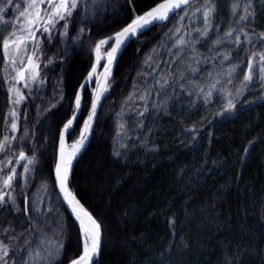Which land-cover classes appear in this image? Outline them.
<instances>
[{"label": "trees", "instance_id": "obj_1", "mask_svg": "<svg viewBox=\"0 0 264 264\" xmlns=\"http://www.w3.org/2000/svg\"><path fill=\"white\" fill-rule=\"evenodd\" d=\"M161 1L80 0L66 37L60 35L64 21L51 34L38 33L39 75L27 86L18 82V104L11 101L12 74L5 72L1 40L11 33L26 1L12 0L0 13L6 22V30H0V188L12 169L18 174L15 204L6 197L0 207V241L10 246L9 264L27 261L35 232L52 236L49 225L60 215L64 222L54 264H67L80 254L79 230L53 187L59 132L73 114L97 41ZM238 1L212 0L214 31L230 20ZM250 2L252 15L239 32V46L226 41L217 47L209 42L174 47L172 35L184 7L130 41L119 57L89 145L68 180L74 197L100 225L94 264H264V0ZM6 3L0 0V6ZM217 74L219 86L235 101L230 110L219 97L208 105L197 100ZM90 100L86 87L69 143L79 135ZM21 151L27 161L35 158L27 182L21 166L16 168ZM40 193L45 194L43 213L34 218L32 203Z\"/></svg>", "mask_w": 264, "mask_h": 264}, {"label": "snow or ice", "instance_id": "obj_2", "mask_svg": "<svg viewBox=\"0 0 264 264\" xmlns=\"http://www.w3.org/2000/svg\"><path fill=\"white\" fill-rule=\"evenodd\" d=\"M80 0H39V4H44L47 3L48 7L41 9L36 3V0H33V3L29 5V10H34L35 12V20H29V24L36 23L39 24L41 20H43V31L52 33L53 31L56 30V25L60 23V21H64L62 28L63 32L60 33L62 39L67 36V31H68V21L72 17L73 12L77 9L78 3ZM95 2V0H93ZM194 3V0H175V2H169V3H160L158 7L153 8L152 10L148 11L142 16H137L134 18L126 27H124L121 31L115 33L114 36L108 37L107 39H100L99 43L95 45V50L97 52H100L101 50H104L106 52L107 56V63L104 64V72L106 73L105 76V81H104V93L107 92L109 84H108V78L111 75L112 69L114 67L115 60L118 58L120 50L124 47V45L127 43L129 39L138 37L139 34L144 30L145 27L151 26L153 23H160V22H165L168 19V16L170 13L174 14H179V10L181 9L182 5H187L184 9V16H181V21H184L185 17L188 18V21H192V17L196 15L198 12H202V15L204 17L203 23H204V28L201 29H196V31H199L201 33V36H207L208 32L210 29L213 27V8L208 7L210 3H212V0H204V6L203 10L201 9L200 6H197L194 11L189 12V8L192 7ZM12 4V0H7V4L4 6H0V13H4L8 6ZM249 7H245V14L241 15L239 17V22H247L249 16L252 15V12L249 11ZM31 14V13H30ZM236 14L235 8H233L232 15ZM21 16H24L25 13L21 12ZM84 31L83 28L80 29V33L77 34V38L79 37L80 34H82ZM233 31H229L226 36L230 37L233 35ZM180 32V29L177 28V33ZM29 34L35 38V32L29 29ZM246 39L251 42V39L248 37V34H244ZM49 39H51V35H49ZM91 39V37H89ZM222 41H217V44H219ZM236 42L237 46L240 45L241 40L240 37H236ZM12 43L16 44V48L19 49L21 44H25L26 41L25 39H20L19 43H16V41H12ZM178 44H186L188 47H193L194 44L191 43V41H185L181 37L180 40L178 41ZM39 46V40H37L36 44L34 45V51H33V56L36 55V50L38 49ZM9 47H10V41L9 40H4V52H5V59L7 61L8 59V54H9ZM110 48V51L108 50ZM225 60L229 59V57L225 56ZM29 63L32 64V56L28 57ZM262 64H264V57L261 58ZM52 61L49 60L48 64H51ZM99 63V61L97 62ZM47 66V65H45ZM35 69L37 70L35 74L32 75V81H36V77L39 75V63L34 64ZM93 72L89 73L88 80L85 81L84 85H81V91L76 94L75 98V109L73 110L72 118L67 120V123L63 125V128L59 132V141L61 144L64 143L66 140L67 135L70 133V130L74 127V122L77 119L79 115V110L82 105V93L83 89L85 88L86 85L90 84L93 79V75L96 72V67L97 65H93ZM248 67L251 70L253 68V61L249 60ZM231 71H229V75H231ZM19 76L23 77V73H18ZM252 77L250 75H246L244 77L245 82H250ZM26 86L28 85V82L25 81ZM159 83V81H158ZM164 85L161 84V87ZM99 87V83H98ZM104 93H98L96 90L93 92V97H92V107L91 111L89 112L88 118L84 121L83 128L81 129L80 132V138L76 143L73 145V151L71 153L70 157H65L63 149L61 148L60 151V159L58 160L56 164V185L53 187H59L61 193L66 192L67 190V185H68V180H69V168L70 165L73 162V159L79 154L81 149L84 147L85 143L87 142L92 124L94 122L96 113H97V108L98 105L100 104L101 97L104 95ZM212 95L211 90L205 94V99L210 97ZM22 99V97H21ZM131 99V97H129ZM141 100H144L145 104L148 103L146 97L141 96ZM18 104L19 101H16ZM232 104L231 100H229V110L231 109ZM145 111H147V108H145ZM140 115H143V112L139 113ZM11 128L16 129L17 128V123H16V117L15 115L13 116V120L11 122ZM27 132H25V136H27ZM120 147H123V143L119 144ZM115 155L119 156L121 153L117 151ZM25 159V153L23 151L20 152V160ZM35 158L33 157L32 159L28 160V164L31 165L33 163V160ZM29 168L25 166V174L29 172ZM2 171V170H0ZM17 172L15 169H12L11 174L7 175L6 179H3V187L0 188V193L7 194L8 196V201L7 203L15 204V198L13 196V190H14V185L13 181L17 178ZM26 182H27V176H25ZM0 194V207H3V205L6 203L5 201V195ZM67 197H65V200ZM28 198L26 197L25 199V208L24 211L27 214L28 212ZM11 210V209H9ZM34 211L39 215L40 214V209L38 207L34 206ZM76 210L73 209V212ZM81 212H83V209H80ZM84 216L87 217L89 221V228L83 233L84 236V248H83V253L79 256L78 259L73 260L72 264H90L91 261L94 260V257L96 256L98 249H99V243H100V238H101V230H100V225L97 223V221L88 213L84 212ZM76 219L80 220V226L83 229L84 228V222L81 219L80 215H76ZM5 232H8V229L4 230ZM28 241L25 240L24 244H27ZM43 243V241H42ZM9 248L10 246L8 244H5L3 241H0V264H9V260L6 259L9 257ZM44 252L47 253V256H42L39 251L33 252L31 249H29L28 253V260L24 261L23 258H21V261H16L15 264H30L31 261H47L49 258H51L53 255L59 254V249H50L46 248L43 249Z\"/></svg>", "mask_w": 264, "mask_h": 264}, {"label": "rangeland", "instance_id": "obj_3", "mask_svg": "<svg viewBox=\"0 0 264 264\" xmlns=\"http://www.w3.org/2000/svg\"><path fill=\"white\" fill-rule=\"evenodd\" d=\"M25 4H24V8L23 11L25 13L24 16H21L19 13V17L16 19L15 23L12 25V31L11 33L7 34L2 40H1V44L3 46V50H4V40H9L10 41V47H9V54H8V59L6 61L5 59V72L6 74H12V78L9 80V84L11 85L9 93L10 96L12 97L11 101H14L15 104L16 101H20L21 100V91H20V87H19V83L21 82L23 84V86H26L25 81L28 82L29 84L34 83L35 81H32V75L35 74V72L37 71L34 67L35 63H38L35 59V56H33V51H34V45L36 44L37 40H39V32H44L43 31V20H41L39 22V24L36 23H32L29 24V20H35V12L34 10H29V5L33 3V0H25ZM245 0H239L237 2V4L232 5V10L233 8H235L236 10V14L232 15L230 20H227L224 24V27L220 30L217 29L216 31L212 29L209 30L208 35L207 36H201V33L199 31H196V29H203L204 28V17L202 15V12H198L196 13L195 16L192 17V21L189 22L188 18L185 17L184 21H181V16H184L185 13L183 12V14L178 18L177 20V28L180 29V32L177 33V28H176V32L172 35V39H173V45L176 48H183L188 47L186 44H178V41L180 40V38L182 37L183 40L185 41H191L192 44L194 43H211L210 46L213 47H217L219 45H221L222 43L226 42V41H235L236 42V37L239 36L241 37V34H239V32L241 31V29L250 21L251 16H249L248 21L247 22H239V17L241 15L245 14V7H248L250 5L251 7V2L250 0H248V3H244ZM58 2V0H57ZM37 5L39 6V8L44 9L47 8L48 5L47 3L44 4H39V0H36ZM7 4V3H6ZM4 4V5H6ZM3 5V6H4ZM197 6H200L201 9L203 10V6H204V1L200 0V2L194 4L191 8H189V12H192L195 10V8ZM9 7V6H8ZM187 7V6H186ZM250 7H249V11H250ZM31 13V14H30ZM1 15V14H0ZM2 17V15H1ZM5 18H3V21H0V30L3 32L4 30H6V27L4 28V30L2 29L4 26V20ZM57 26V25H56ZM29 29H31L32 31L35 32V38H33L30 34H29ZM233 31V35L228 37L226 36V34L229 31ZM37 33V34H36ZM20 39H25L26 43L25 44H21L19 49L16 48V44L12 43V41H16V43H19ZM222 41L219 44H217V41ZM100 53L104 54L105 51L101 50ZM5 54V52H4ZM32 56V61L33 63L30 64L28 57ZM8 64V66H7ZM39 71V69H38ZM100 71V68H98L97 73L95 74V76H97L98 72ZM18 73H23V77L19 76ZM220 77L219 74H217L214 79L209 82L206 87L204 89H202L198 94H197V100L201 101L204 105H208L212 99L214 97H219V99L225 103L229 109V100H231V104L233 107V103L235 102L234 99L230 96V93L225 89L219 86V81ZM95 83V78L94 80L88 85V87L90 88V90H92L93 86ZM211 90L212 95L210 97H208L207 99H205V94L207 92H209ZM106 93H104L105 95ZM104 97V96H103ZM103 100V99H102ZM231 107V108H232ZM89 109V108H88ZM13 116L14 113L11 114L12 120H13ZM86 118V117H85ZM85 121V120H84ZM17 122V121H16ZM84 125V122H83ZM83 125L81 127V129L83 128ZM11 126V125H10ZM16 129H12L11 128V132H15ZM81 132V130H80ZM79 132V134H80ZM74 143H70L68 144L67 147V151H72L73 150V145ZM19 157L20 154L16 157V160H18L16 168H18V166L20 165V175L21 177L24 179L25 177V166H27L29 168V164L28 161L26 160V158L24 160L19 161ZM91 178V179H90ZM90 178H88V181L92 182V184H94V180H96V178L94 176H91ZM0 194H4V193H0ZM5 198L7 197L8 200V196L7 194H4ZM43 199H45V194L44 193H40V195H35L34 199H33V203H32V211L33 214L35 215L34 218H39L40 215L43 213ZM34 206L38 207L40 209V214L38 215L36 213V211H34ZM123 218H125V216L123 215ZM64 222L63 217L60 215L59 217H57L56 220H53L52 224L49 225V229L52 230V236L49 235H45V233L41 230H37L35 232V239L32 242L33 243V247L31 248V250L35 253L37 251H39L41 253L42 256H47V253L43 251V249L46 248H50V249H58L57 246V240L60 238V231H59V224L63 225L62 223ZM60 225V226H61ZM36 227V226H35ZM37 229V228H36ZM59 237V238H58ZM43 241V243H42ZM27 252L29 253V250H27ZM57 255H53L51 258H49L47 261L41 260V261H31V264H54V262L57 261Z\"/></svg>", "mask_w": 264, "mask_h": 264}, {"label": "water", "instance_id": "obj_4", "mask_svg": "<svg viewBox=\"0 0 264 264\" xmlns=\"http://www.w3.org/2000/svg\"><path fill=\"white\" fill-rule=\"evenodd\" d=\"M169 2H175V0H162L161 2L157 3L156 5H154L152 8H150V9H148L147 11L143 12L142 14H140L139 16H142V15H144L145 13H147L148 11L152 10L153 8L158 7V5H159L160 3H169ZM185 6H187V5H182L181 8H183V7H185ZM172 14H174V13H170L169 16H168V18H169ZM135 18H136V17H135ZM128 24H129V23H128ZM128 24H127V25H128ZM127 25H126V26H127ZM151 25H152V24H151ZM126 26H124V27H126ZM124 27H123V28H124ZM149 27H150V26L145 27L144 30H143L142 32L146 31ZM123 28H122V29H123ZM122 29H121V30H122ZM121 30H120V31H121ZM118 32H119V31H118ZM142 32H141V33H142ZM116 33H117V32H116ZM141 33H140V34H141ZM114 35H115V33L112 34V35H110V36H108V37H112V36H114ZM108 37H105V38H102V39H107ZM132 39H134V38H132ZM132 39H129V40L127 41V43L124 45V47L120 50L119 55H118V58L115 60L114 67H115V65H116V63H117L119 57L121 56L122 52L124 51L125 47L130 43V41H131ZM97 43H99V40L97 41ZM97 43H96V44H97ZM96 44H95V45H96ZM108 50L110 51V48H109ZM98 61H99V63H97ZM106 63H107V56H106V53H105L104 55H100V53L97 52V51L95 50V47H94V50H93V63H92V66H93L94 64L97 65V67H96V72L98 71V68H100V71H99V73H98V75H97V77H96V79H95V83H94V87H93L92 95H91V100H90V105H89V109H88V112H87V115H86L85 120L88 118L89 112L91 111V107H92V97H93V92H94V90H96L98 93H104V81H105V76H106V73L104 72V64H106ZM92 66H91L89 72L87 73V75L85 76V78L83 79L81 85H84V84H85V81L88 80L89 73H90V72H93V67H92ZM114 67H113V69H112V72H111L110 77L112 76V73H113ZM96 72H95V74H96ZM95 74L93 75V79H94V77H95ZM110 77L108 78V80L110 79ZM93 79H92V80H93ZM98 83H99V87H98ZM81 85H80V87L78 88L77 93L81 91ZM88 85H89V84H88ZM88 85H86L85 88H86ZM85 88L83 89V93H84ZM83 93H82V104H83ZM103 96H104V95H102V97H101L100 104H101V102H102ZM75 98H76V96H75ZM100 104L98 105L97 113H98V110H99ZM81 109H82V105H81V108H80V110H79V114H80V112H81ZM97 113H96V116H95L94 122H93V124H92V128H91V132H90L89 138H88L87 142L85 143L84 147H83V148L81 149V151L79 152V154L73 159V162H72V164L70 165V168H69V174H70L72 168L74 167L75 163H76L77 160L79 159V157H80V156L86 151V149H87V147H88V145H89V142H90V139H91V135H92V132H93V128H94V125H95V121H96ZM78 116H79V115H78ZM70 118H72V115L69 117V119H70ZM77 118H78V117H77ZM76 120H77V119H76ZM76 120H75V122H76ZM75 122H74V124H75ZM65 123H67V121H66ZM65 123H64V124H65ZM64 124H63V125H64ZM63 125H62L61 129L63 128ZM61 129H60V130H61ZM79 138H80V136H79ZM77 141H78V140H77ZM67 147H68V135H67L66 140L64 141L63 144L60 143V141H59V137H58L57 148H56L55 164H54V168H53V179H54V185H56V164H57L58 160L60 159V151H61V148L63 149L64 156H65L66 158L71 156V153H72V152H71V153H68V152H67ZM72 151H73V150H72ZM19 161H21V160H20V157H19ZM55 190H56V193H57V195H58V197H59V200H60L61 204L63 205V207H64V209L66 210V212L68 213V215H69V216L75 221L74 218L76 217L77 214H79L80 217H81V219L83 220V222L86 223L88 226H90L87 217L84 216L83 213L86 212V213H88L89 215H91L92 217H93V215H92V214H91V213H90V212H89V211H88V210H87V209H86V208H85L80 202H78V204H74V203H72V201H71V199H70V193H71V191H70L68 185H67V190H66V192H64V193H61L59 187H55ZM65 197H67L66 200H65ZM73 209H75L76 211L73 212ZM80 209H83V212H81ZM93 218H94V217H93ZM94 219H95V218H94ZM95 220H96V219H95ZM75 223H76V221H75ZM97 223H98V222H97ZM76 224H77V223H76ZM100 245H101V238H100V243H99V249H98V252H97L96 256L94 257V260L91 261V262L96 261L98 255H99V252H100ZM82 253H83V248H82L80 254H79L76 258H74L73 260L78 259L79 256H80ZM73 260H71V261H70L69 263H67V264H72V261H73Z\"/></svg>", "mask_w": 264, "mask_h": 264}, {"label": "bare ground", "instance_id": "obj_5", "mask_svg": "<svg viewBox=\"0 0 264 264\" xmlns=\"http://www.w3.org/2000/svg\"><path fill=\"white\" fill-rule=\"evenodd\" d=\"M68 153H71L72 151H67ZM70 199L72 201V203L74 204H78V201L77 199L74 197V195L72 193H70ZM76 223L78 224L79 228H80V232H81V235H82V238H83V248H84V236H83V233L89 228V226L84 223V228L82 229L81 226H80V220H77L76 217L74 218ZM90 264H93V262H90Z\"/></svg>", "mask_w": 264, "mask_h": 264}]
</instances>
